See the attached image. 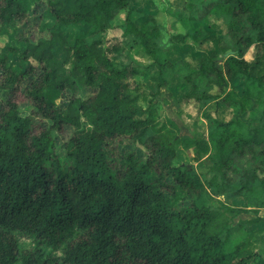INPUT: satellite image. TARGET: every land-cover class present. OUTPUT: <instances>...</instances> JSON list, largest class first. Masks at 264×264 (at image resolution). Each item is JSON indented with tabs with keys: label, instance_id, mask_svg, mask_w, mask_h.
I'll return each instance as SVG.
<instances>
[{
	"label": "trees",
	"instance_id": "trees-1",
	"mask_svg": "<svg viewBox=\"0 0 264 264\" xmlns=\"http://www.w3.org/2000/svg\"><path fill=\"white\" fill-rule=\"evenodd\" d=\"M181 1L183 8L171 11L186 28L176 43L199 42L200 24L211 29L220 20L225 27L195 68L174 57L176 47L160 46L155 16L128 0H31L29 8L0 0V29L10 24L16 35L33 5L45 3L38 29L46 37L31 42L18 34L25 67L14 71L0 57V92H17L31 77L21 95L49 124L34 126L12 97L0 107V264H258L252 232L227 250L240 211L217 197L264 208V0ZM121 12V40L108 43ZM45 14L51 27H43ZM132 50L157 65L158 88L177 77L181 100L200 107L218 101L232 117L209 118L205 138L178 140L157 127L154 103L142 107L131 80L149 67L118 62ZM236 81L241 93L231 88ZM82 90L90 95L82 99ZM64 94L65 105L51 99ZM65 127L73 132L57 155L53 133ZM136 145L145 158L118 150ZM178 145L204 158L206 187L175 163ZM245 223L264 226V218ZM16 235L39 247L20 250Z\"/></svg>",
	"mask_w": 264,
	"mask_h": 264
},
{
	"label": "rangeland",
	"instance_id": "rangeland-1",
	"mask_svg": "<svg viewBox=\"0 0 264 264\" xmlns=\"http://www.w3.org/2000/svg\"><path fill=\"white\" fill-rule=\"evenodd\" d=\"M23 5L26 8L31 7V0H22ZM128 4L134 7L136 10H142L145 8L149 13L155 16L157 23L161 28L162 38L160 40V46L163 48L176 47L173 49L174 57L180 55L185 59L191 68L197 67V63L200 57L208 50L212 49L219 32L224 31L220 20L212 21L213 26L211 29L207 28L205 24H200L203 29V36L196 44L187 42L184 44L176 43L174 36L185 32L186 28H183L177 19L171 15V11L182 9L183 3L181 0H128ZM45 8L44 2H38L33 5L31 12L28 14L27 19L20 25L17 35L14 28L10 24H5L0 29V57H6L9 67L14 71H20L25 65L20 63L18 52L22 50L23 44L16 38L18 34H22L31 42H35L40 37H46L44 33H41L38 29L39 16ZM124 13L121 12L113 21V27L106 33L108 43H114L121 40V32L118 29V25L122 23ZM146 18H136V23L141 24ZM52 18L45 14L43 19V27L52 26ZM72 31H70V40ZM178 47V48H177ZM255 50L250 48L245 54V59L250 60L253 57ZM55 59L61 63L64 59L62 52L57 47L54 48ZM118 57V62L126 65L139 66L142 71L147 72L140 73L131 78L132 81L138 84V91L140 95L139 103L142 107H146L149 101H152L155 105L156 112V125L157 127L165 126L168 130L176 136L178 140L194 138H205L208 133L209 118H217L222 120H229L232 117V113L229 110L224 109L218 101L211 102L204 107L198 106L193 102H184L181 100V96L184 93L185 87L181 85L177 77H174L167 85L158 88L160 79L157 74V65L143 56L140 50L123 51ZM36 74V73H35ZM26 79L17 92H0V107L4 108V100L7 98H14L18 103L20 112L23 116H29L34 126L39 129H45L48 127V122L41 119L33 109L28 105V102L22 97L21 92L26 85ZM2 80V74L0 71V82ZM237 93L242 92V83L236 81L232 87ZM230 88V89H231ZM90 92L82 90L79 93V97L82 99L88 97ZM68 98L67 94H64L59 100L57 97H51L55 102L60 105H65ZM58 100V101H57ZM253 120L260 114V108H255L252 112ZM73 132L72 128L65 127L59 133H53L55 142V153L61 155L63 153V145L68 140ZM120 152L135 151L141 158H145L146 152L140 146L120 147ZM177 159L175 163L177 165H183L191 170V174L195 177V182L198 187L207 186L206 166L207 163L203 161L204 158L196 160L192 150H184L181 146L176 148ZM188 199L187 195H184L183 203ZM218 201L236 208L240 211L233 224L238 225L240 230L236 232L229 242L227 250L239 240V238L246 236L248 233H253V244L255 250L259 254L257 260L258 264H264V226L251 225L245 223L255 217L264 218V208H254L248 205L246 198L236 197L226 199L223 196L217 197ZM18 247L22 251H30L38 248L35 240L31 237L16 235L15 236ZM53 256H60L55 254Z\"/></svg>",
	"mask_w": 264,
	"mask_h": 264
}]
</instances>
